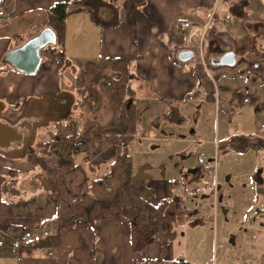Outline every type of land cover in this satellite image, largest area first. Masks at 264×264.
<instances>
[{
  "label": "crops",
  "instance_id": "1",
  "mask_svg": "<svg viewBox=\"0 0 264 264\" xmlns=\"http://www.w3.org/2000/svg\"><path fill=\"white\" fill-rule=\"evenodd\" d=\"M71 1L74 0H12L4 9L10 19L0 26V122L20 128L24 145L0 148V264H132L133 261L151 260L173 264L178 259L187 261L184 252L186 235L177 233L175 240L170 241L160 222L156 223V242L142 252H135L132 248L130 224L118 220L100 221L98 238L91 225L78 222L69 225L55 245L47 240L41 245L15 251L12 239L43 222L54 225L57 215L55 196L34 190L32 167L25 159L18 158L49 143L53 124L61 121L66 112L72 110L76 122L80 121L79 110L72 109L74 104L69 102L70 97L75 99L77 90L72 93L65 90L64 75L68 71L76 73L81 66L101 59L133 62L134 89L139 100L140 96L146 97L139 105L138 110L143 116L139 114L138 120L151 121L157 127L166 121L171 125L184 123L191 112L197 111L195 116L198 117L197 104L204 96L221 95L216 73L235 81L234 72L237 71L242 82L249 86V96H253L250 86L252 91L255 90L256 81L264 75V0H106L122 8L123 22L114 30H104L88 13L69 16L64 25V47L72 67H68L64 74L59 72L57 63L44 59L35 75L2 67V60L8 52L48 28V11L53 6ZM101 16L107 19L110 12L104 9ZM183 23H190L191 28L182 30ZM207 26L206 39H202L200 32L203 33ZM23 40L27 41L22 43ZM212 41H218V47H214L206 61L205 47ZM192 42L201 44L204 64L199 61L184 65L177 63L175 50L191 46ZM228 53L235 55V65H219L218 62ZM225 68L234 72L229 75L223 72ZM196 71L202 75V83ZM69 76L75 77L72 73ZM246 77L253 83L249 84ZM172 117L178 119L171 121ZM161 136L166 137L165 132ZM225 136L220 140L218 135L212 143H221L237 135ZM114 156L115 147L110 139L105 138L90 146L89 159L84 163L97 176L107 172ZM156 170L162 174L157 176ZM175 176L167 177L163 166L154 169L151 165H144L135 169L133 191L155 207L166 201L177 210L184 207L186 212L179 218L176 231L185 225L190 229L203 226L200 211L187 208L181 192L190 189L195 193L200 184L192 182L183 172ZM258 176L264 183V169ZM256 199L258 206L255 210L261 221L264 207L259 206L257 195ZM195 233L197 230L191 232L187 241L196 239ZM187 262L195 264L190 259Z\"/></svg>",
  "mask_w": 264,
  "mask_h": 264
},
{
  "label": "trees",
  "instance_id": "2",
  "mask_svg": "<svg viewBox=\"0 0 264 264\" xmlns=\"http://www.w3.org/2000/svg\"><path fill=\"white\" fill-rule=\"evenodd\" d=\"M11 1L2 0L0 10L9 6ZM104 9L110 12L107 19L106 16H101ZM81 12L88 13L92 21L104 30H114L124 20L122 8L106 0H74L53 6L48 11V28L56 33L57 44L42 50L41 55L44 60L57 63L61 73L71 65L64 47L65 21L69 16ZM39 33L40 31L37 32ZM26 41L23 40L22 43ZM2 67L14 70L7 65ZM85 68L87 69L80 72L74 83V89L85 92L86 85L83 79H88L91 74L97 75L95 76L97 82L106 73L114 75L109 78L106 76L108 81L103 83V88L110 94L113 106L120 110L121 114L110 126L101 128L95 123L82 122L85 117L82 119L80 114V121L77 123L72 110L68 111L61 121L53 124L51 141L38 146L37 149H31L23 157L32 167L34 190L41 194L54 195L56 198L55 223L51 225L43 222L42 226L51 228L50 242L55 245L61 233L72 223L91 225L98 238L100 221H127L130 224L132 248L135 252H142L156 242L157 222L161 223L163 231L171 235L176 231L177 222L186 210L184 207L177 210L167 201L155 207L132 190L136 179L129 146L136 140L135 135L139 128L136 91L131 86V80L134 78L133 62L125 59H101L97 63H88ZM196 75L202 83L203 77L199 71H196ZM256 79L254 78V81ZM261 80L264 81V75ZM237 94H240L239 98L242 97L239 101H243L245 95L241 92ZM100 101V94L88 90L72 109L85 110L88 107L90 113H94ZM105 138L110 139L115 147V156L109 172L98 179H92L90 174H93V170L86 166L84 160L89 159L90 146ZM219 146L226 151L237 153L248 150L259 152L264 150V139L259 136H232ZM82 155L84 158L79 162L78 157ZM263 184L261 176H258L255 182L258 198L264 193ZM176 232L179 233L178 230ZM132 264L162 262L133 261ZM173 264L189 263L184 259H178L173 261Z\"/></svg>",
  "mask_w": 264,
  "mask_h": 264
},
{
  "label": "rangeland",
  "instance_id": "3",
  "mask_svg": "<svg viewBox=\"0 0 264 264\" xmlns=\"http://www.w3.org/2000/svg\"><path fill=\"white\" fill-rule=\"evenodd\" d=\"M216 45L218 47V41H212L206 45V61ZM71 67L70 65L69 68ZM85 67L81 66L76 73L68 71L64 75L67 92H74L73 85L79 78L80 72L87 69ZM225 70L223 72L229 75L234 72L230 68H225ZM69 73L75 77L70 78ZM234 74L236 75L235 81L216 73L221 95L217 97L215 93L204 96V99L197 104L198 117L195 116L197 111L191 112L184 123L175 122L171 125L166 121L160 127L152 125L151 121H142L143 119L140 118L138 120L139 129L141 128L147 139L135 140L129 146L136 170L143 168L144 165H151L154 169L163 166L167 177H172V174L177 177L178 172H183L191 178L192 182L200 184V193L195 197L190 195V189L181 192L185 197L186 207L200 211L201 217H199L204 225L195 229H190L189 225H185L182 229H178L179 234L186 235L184 238L186 251L184 252L187 261L190 259L195 264H264V224L262 223L264 218L261 221L258 220L259 217L255 210L257 193L253 188L256 175L264 169V150L237 153L226 151L219 146L217 181H215L214 172L205 173L202 177L199 175V169L202 167L199 157L203 154L214 156L216 150L212 141L218 139V135L220 140L226 137V134L261 137L260 127L264 124V81L258 79L256 89L253 91L250 86V94L253 96H249V86L242 82L243 78L237 74V71ZM95 76L97 75L91 74L88 79H83L86 85L85 92L75 91V99L70 97L69 102L77 103L88 90L100 94V105L94 113H90L86 107L85 110L80 109L79 114L85 117L82 122H91L101 128H106L121 114L120 110L118 111L113 106L110 94L103 88V83L108 81L109 76L114 75L106 73L99 82L96 81ZM133 80H131V86L134 88L136 83ZM246 80L249 84L253 83L248 77ZM236 91L245 95L243 101H239L242 97L239 98L240 94ZM253 97L256 101H253ZM136 98L139 109V105L145 101L146 97L145 95L140 96L139 100L136 91ZM153 107L152 104L151 108ZM139 114L143 116L140 110ZM177 119V117H172L171 121ZM163 132L166 137L161 136ZM151 133L153 137H149ZM156 138L160 139L156 140ZM223 142L221 141L220 144ZM82 158H84L83 155L79 156L78 161H82ZM18 159L24 160L22 157ZM257 168H260L259 172ZM107 172L99 173L97 176L90 174V177L98 179ZM154 173L157 176L162 174L159 170ZM210 185L217 187L216 198L210 194L207 195L205 191ZM258 201L259 206L264 207V193ZM252 217L253 222H251ZM195 230H197L196 239L187 241L188 236H191V232Z\"/></svg>",
  "mask_w": 264,
  "mask_h": 264
},
{
  "label": "water",
  "instance_id": "4",
  "mask_svg": "<svg viewBox=\"0 0 264 264\" xmlns=\"http://www.w3.org/2000/svg\"><path fill=\"white\" fill-rule=\"evenodd\" d=\"M56 44V33L51 28H46L21 47L8 52L4 56L2 63L25 75H35L43 64L42 50ZM174 57L183 64L198 62L201 60L200 43L195 44L192 42L191 46L176 49ZM235 63L236 58L233 53L226 54L218 62L219 65L227 67H232ZM23 145L24 136L20 129L0 122V148L21 147ZM176 237L177 233L168 234L170 241L175 240Z\"/></svg>",
  "mask_w": 264,
  "mask_h": 264
},
{
  "label": "built area",
  "instance_id": "5",
  "mask_svg": "<svg viewBox=\"0 0 264 264\" xmlns=\"http://www.w3.org/2000/svg\"><path fill=\"white\" fill-rule=\"evenodd\" d=\"M215 15L213 14L212 17ZM10 19V16L4 11L0 10V26L5 25ZM182 30L186 31L189 28H191L190 23H183L181 25ZM208 26L205 28L204 32L202 33V39L205 37ZM204 64V62H202ZM260 133L262 139H264V124L260 127ZM144 135L141 129L137 130L136 132V138L137 139H143ZM218 146L219 143H215V150L216 153L214 156H207L206 154H203L199 157V163L202 165V167L199 169V175H204L207 172H215V181H217L216 173H217V156H218ZM207 193H210L213 195L214 198L217 197V187L216 186H208L205 190ZM197 192L191 193V196H196ZM52 238V231L48 228L43 227L42 225L38 227H30L26 229L22 235L19 237H15L11 240L12 248L20 252L25 249H29L33 246L41 245L45 241L50 240Z\"/></svg>",
  "mask_w": 264,
  "mask_h": 264
},
{
  "label": "flooded vegetation",
  "instance_id": "6",
  "mask_svg": "<svg viewBox=\"0 0 264 264\" xmlns=\"http://www.w3.org/2000/svg\"><path fill=\"white\" fill-rule=\"evenodd\" d=\"M4 124H6V123H4ZM8 125V124H7ZM10 126H12V125H10ZM13 127H17V126H13ZM18 128V127H17ZM20 129V128H19ZM135 137H136V135H135ZM147 139V138H146ZM145 139V137H143V139H137L136 138V140H146ZM260 171V169L258 170V172ZM261 172H262V170H261ZM259 174V173H258ZM256 178H258V175H256ZM259 180V179H258Z\"/></svg>",
  "mask_w": 264,
  "mask_h": 264
}]
</instances>
